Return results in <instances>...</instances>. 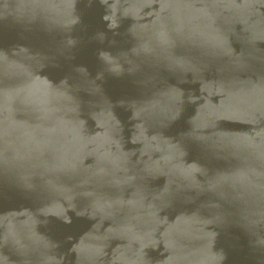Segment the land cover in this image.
Listing matches in <instances>:
<instances>
[{"label":"water","instance_id":"obj_1","mask_svg":"<svg viewBox=\"0 0 264 264\" xmlns=\"http://www.w3.org/2000/svg\"><path fill=\"white\" fill-rule=\"evenodd\" d=\"M0 264H264V0H0Z\"/></svg>","mask_w":264,"mask_h":264}]
</instances>
